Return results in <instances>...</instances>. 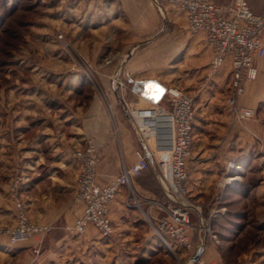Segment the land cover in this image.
Masks as SVG:
<instances>
[{
    "label": "crops",
    "instance_id": "0c3cea01",
    "mask_svg": "<svg viewBox=\"0 0 264 264\" xmlns=\"http://www.w3.org/2000/svg\"><path fill=\"white\" fill-rule=\"evenodd\" d=\"M107 2L109 6L97 16L93 27L99 37L95 42L98 59L87 61V65H70L72 74L58 82L67 85L62 97L50 92L46 85L39 87L31 74L27 78L13 77L6 84L7 91L0 93V226L15 223L10 185L17 176V195L30 220L51 226L42 241L30 237L10 245L5 236H0V264L99 262L95 251L99 249L100 235L96 229L90 226L78 236H70L65 230L82 211V205L72 199L79 169L73 151L87 139L93 140L99 153L96 172L100 183L131 165L138 142L131 125L119 113V84H127L128 89L132 86L134 95L129 104L144 106V102L149 104L150 96L160 98L165 93L152 75L162 73L174 62L178 67L169 74L175 78L172 85L187 86L195 102L202 103L195 113L187 182L193 201L202 212L218 211L214 229L234 198L252 197L264 206V57L253 61L256 76L245 81L236 99L238 106L255 108L256 115L237 121L229 109L214 106L229 87L230 68L226 62L216 75H209L211 48L203 32L190 34L181 12L163 4L159 7L153 0ZM247 2L256 12L264 7V0ZM166 21L170 24L167 30L163 27ZM119 49L127 52L126 59L120 58L125 55ZM104 51H114L118 57L103 60ZM85 80L105 90L109 88L104 94L114 100L109 103L114 123H108L106 113L110 111L102 106L98 91L90 94L87 102L79 94ZM55 81L52 78L46 84L53 85ZM123 100L127 102L124 97ZM245 169L255 171L250 181L245 179L248 172L241 171ZM234 175L239 176L235 183L226 181V177ZM144 180L145 175L133 178L131 187L146 201L147 195L154 192L144 186ZM127 192L128 188L122 187L109 205V217L118 234L121 228L131 230L123 240L133 238L137 225L142 223L136 211L125 206ZM216 232L222 240L221 230ZM158 245L155 241L151 247ZM221 247L208 244L204 256L220 261Z\"/></svg>",
    "mask_w": 264,
    "mask_h": 264
},
{
    "label": "built area",
    "instance_id": "2783aa9c",
    "mask_svg": "<svg viewBox=\"0 0 264 264\" xmlns=\"http://www.w3.org/2000/svg\"><path fill=\"white\" fill-rule=\"evenodd\" d=\"M163 1L184 15L190 34L204 33L205 42L211 48L209 75L217 74L228 62L231 76L228 105L233 119H252L256 109L238 106L236 99L243 92L245 81L256 76L253 61L264 57V9L254 12L246 0ZM166 95L169 104L165 107L151 100H148V106L143 107H130L126 102L127 112L140 140L134 151L135 161L124 166L118 175L107 182L100 183L97 179L99 153L92 139H87L83 146L73 151L79 169L72 199L74 203L82 205V211L71 224L65 226L66 233L78 236L91 226L101 237H110L114 233L109 217L110 203L122 187H127L125 206L140 205L131 183L133 178L150 168L151 159L165 186V190H161L166 199L163 202L151 198L146 200L162 213L154 216L153 222L149 218L156 236L168 249H172L171 242L178 245L187 256L184 264H223L204 256L208 244L219 243L213 230L218 211L203 214L188 190L195 121L193 99L174 86L166 88ZM235 168L240 170L239 166ZM238 179V175L226 177L229 183H235ZM19 181L17 176L10 185V196L16 212L15 223L0 226V236H5L10 245L24 242L30 237L42 241L51 230L49 224L37 223L28 217L17 195ZM192 214L195 215V222L191 221Z\"/></svg>",
    "mask_w": 264,
    "mask_h": 264
},
{
    "label": "rangeland",
    "instance_id": "374dc122",
    "mask_svg": "<svg viewBox=\"0 0 264 264\" xmlns=\"http://www.w3.org/2000/svg\"><path fill=\"white\" fill-rule=\"evenodd\" d=\"M107 1L0 0V93L4 94L7 91L5 89L6 84L8 81L13 80V77L27 78L31 74L32 78L36 79L39 87L46 85L50 88V92L62 97L67 85L58 82H61L67 75L72 74V71L69 70L70 65H76L77 63L87 65V61L92 62L94 59H98L96 57L98 43L95 42L99 37L93 27L94 23L98 22L99 15L109 6ZM153 1L159 7L162 4L170 7L163 0ZM167 24L166 21L163 26L165 30L170 28V24ZM164 29L162 32H164ZM159 34L155 39L159 37ZM122 51L124 50L119 49V53ZM122 53L125 56L120 58L126 59L127 52ZM117 54L114 51H111V53L104 51L101 53V58L103 60L115 59L118 57ZM174 63L166 67L162 73L160 72L161 74L152 75V78L160 83L159 86L163 91L165 90V93L160 98H156L153 93L154 97L150 96L152 98L150 100L158 102L163 107L169 104L167 102L166 86H174L172 83L175 78L169 75L176 70L175 67H178ZM52 78H55V83L59 85L55 83L47 85L46 82H50ZM165 84L167 85L165 86ZM80 88L79 94L85 97L86 102L89 100L90 94L92 95L93 92L98 91L101 95L102 106L110 111L109 103L114 100L109 99L110 96L104 94L105 91H108V87L105 90L102 85L89 83L85 80ZM129 89L127 84H119L121 101H118V109L126 123L128 120H126L124 114L128 107L123 97L131 107L132 103L129 104V100L134 95L133 92L130 93ZM180 89L192 97L193 93L187 89V86L180 87ZM225 91L226 93L218 99L217 104L214 106L216 108L225 107L230 110L228 105V97L231 91L230 83ZM158 94L160 95L159 92ZM192 99L195 113H197L202 103L195 102V97ZM144 103L148 106L147 102ZM139 107H143V105H139ZM106 117L109 124L114 123L111 111L110 114L109 112L106 113ZM193 140L192 142H194ZM136 141L138 142L137 137ZM241 171L242 173L248 172L245 178L246 181H250L252 176L254 177L252 172L255 171H252V169ZM149 179L151 180L148 182L147 189L154 192V197L153 195H147V199L165 201L158 181L154 177H149ZM134 195L136 194L134 193ZM136 197L140 205L132 206V208L136 211L138 217L142 219V223L137 225L138 228L135 230L134 237L123 240L127 234H130L131 230L128 227L118 230L121 235L114 227V233L110 237L100 236L99 249L95 251L97 253L96 258L99 259L96 264H184L187 260L186 253L172 242L170 243L172 249H168L152 229L153 217L162 213H159L151 203L143 201L137 195ZM132 201L130 200V202ZM202 213L204 214V212ZM220 216L218 217L216 225L218 228L216 229L221 230L224 238L221 240L217 235L218 244L222 246L219 262L223 264H264V206H262V203L252 197L239 196L231 200L229 207ZM149 218L152 222L149 221ZM191 221H196L194 214L191 215ZM216 229L213 228L214 232H216ZM155 241H158L166 249L163 251L158 246L151 247ZM146 258L148 263H146Z\"/></svg>",
    "mask_w": 264,
    "mask_h": 264
},
{
    "label": "water",
    "instance_id": "95a60500",
    "mask_svg": "<svg viewBox=\"0 0 264 264\" xmlns=\"http://www.w3.org/2000/svg\"><path fill=\"white\" fill-rule=\"evenodd\" d=\"M125 116H126L128 122H129V124L131 125V127H132V129H133V131H134V133H135V135H136V137H137V139L140 140V135H139V133L137 132V130H136V128H135V125H134V123H133V121H132V119H131V117L129 116V114H128L127 111H125ZM149 162H150V168L152 169V171H153V173H154V175H155V177H156V180L158 181V183H159L161 189H162V190H165V186H164L163 182L161 181V179H160V177H159L158 171H157V169H156V167H155L153 161H152L151 159H149Z\"/></svg>",
    "mask_w": 264,
    "mask_h": 264
},
{
    "label": "trees",
    "instance_id": "16d2710c",
    "mask_svg": "<svg viewBox=\"0 0 264 264\" xmlns=\"http://www.w3.org/2000/svg\"><path fill=\"white\" fill-rule=\"evenodd\" d=\"M247 1V0H246ZM222 2V1H221ZM248 3V2H247ZM249 4V3H248ZM249 6H250V4H249ZM251 7V6H250ZM252 9V8H251ZM264 9V7L261 9V10H263ZM253 10V9H252ZM260 10V11H261ZM254 11V10H253ZM259 11V12H260ZM254 12H256V11H254ZM130 88L131 89H129V91H130V93H132L133 91H132V86H130ZM124 116H125V114H124ZM126 118V117H125ZM148 170H150L151 171V169L149 168V169H146L141 175H139V176H142V175H145V180L143 181V184H144V186L146 187V188H148V182H149V180H151V179H149V177H154V179L156 180V177H155V175H154V173L151 171V173H150V171H148ZM139 176H137V177H139ZM158 247H160L163 251L166 249L162 244H159L158 245Z\"/></svg>",
    "mask_w": 264,
    "mask_h": 264
}]
</instances>
